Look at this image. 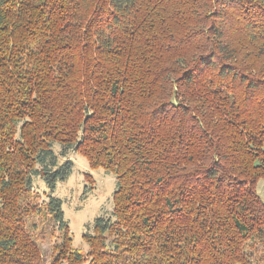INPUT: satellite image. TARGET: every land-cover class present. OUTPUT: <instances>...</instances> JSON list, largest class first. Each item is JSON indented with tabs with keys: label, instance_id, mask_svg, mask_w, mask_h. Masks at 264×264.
<instances>
[{
	"label": "trees",
	"instance_id": "1",
	"mask_svg": "<svg viewBox=\"0 0 264 264\" xmlns=\"http://www.w3.org/2000/svg\"><path fill=\"white\" fill-rule=\"evenodd\" d=\"M71 151L116 176L85 252L34 185ZM260 180L264 0H0V264H264Z\"/></svg>",
	"mask_w": 264,
	"mask_h": 264
},
{
	"label": "rangeland",
	"instance_id": "2",
	"mask_svg": "<svg viewBox=\"0 0 264 264\" xmlns=\"http://www.w3.org/2000/svg\"><path fill=\"white\" fill-rule=\"evenodd\" d=\"M54 149L59 152L61 147L55 144ZM67 156L74 161V170L67 180L60 181L53 192L41 176H34V185L42 195L53 194L62 200L73 244L85 252L88 244L83 237L84 233L92 231L96 217L112 213L116 176L104 168L92 169L88 160L80 153L71 151ZM87 174L92 177L93 182L87 180ZM256 191L264 203V181L258 182Z\"/></svg>",
	"mask_w": 264,
	"mask_h": 264
}]
</instances>
